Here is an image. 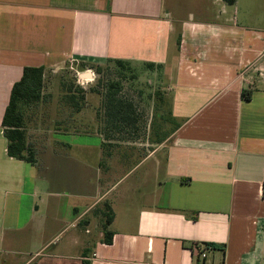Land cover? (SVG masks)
<instances>
[{"label": "crops", "instance_id": "crops-1", "mask_svg": "<svg viewBox=\"0 0 264 264\" xmlns=\"http://www.w3.org/2000/svg\"><path fill=\"white\" fill-rule=\"evenodd\" d=\"M114 60L161 68L177 124L163 159L121 154L96 94L28 138L35 165L9 156L26 67L47 82ZM0 264H264V0H0Z\"/></svg>", "mask_w": 264, "mask_h": 264}, {"label": "rangeland", "instance_id": "rangeland-1", "mask_svg": "<svg viewBox=\"0 0 264 264\" xmlns=\"http://www.w3.org/2000/svg\"><path fill=\"white\" fill-rule=\"evenodd\" d=\"M256 7L260 11L262 6L256 4ZM75 65L72 66L70 63L62 69L48 74L49 78L44 90V94L48 98L44 100L42 107H40L41 111L43 110V115L46 116V121H39L38 116L30 117L27 123L30 142L35 140L37 132L42 128L41 126L49 125L53 118L57 117L56 114H59V120L70 121L73 118L75 120L78 117L83 118L77 115L81 113L82 108H73L66 104L69 102V96L74 94L77 98L83 94L85 105L88 94H96V101H93L96 111V127L97 130L102 132L104 130L105 132V125L101 119L103 114L102 93L106 92L111 84L120 82L121 95L135 103L138 109L139 121L136 124L137 129L132 131V134L126 132L110 133L113 144H118L117 142L122 144L121 154L135 155L138 158L157 156L163 159L166 140L177 124L169 113L167 100H165L166 91L160 83V80L163 79L161 68L152 72L147 66L132 65L129 69L122 70L119 73L116 65L112 63L104 66L101 73L93 69L96 72L94 81L82 85L77 78V73L82 71ZM81 90L85 93H81ZM78 100L80 101V99ZM29 114L32 115L31 112ZM71 128V125L64 127L59 124V127L56 126V129L60 130ZM116 151L114 150V152ZM115 155L117 156L118 153H115Z\"/></svg>", "mask_w": 264, "mask_h": 264}, {"label": "trees", "instance_id": "trees-1", "mask_svg": "<svg viewBox=\"0 0 264 264\" xmlns=\"http://www.w3.org/2000/svg\"><path fill=\"white\" fill-rule=\"evenodd\" d=\"M112 63L116 65L119 73L132 66L130 62L123 60H114L110 62V64ZM87 66H91L99 73L103 71V67L97 64L82 63L77 65L81 71L85 70ZM147 67L149 69L157 68L154 64H147ZM120 85V82H115L107 88L106 92L102 93L103 114L101 119L105 124L104 129L106 131L103 132L105 137H110V133L126 132L127 134H132V131L137 129L136 124L139 121L138 109L131 99L121 95ZM45 87V68L26 67L22 78L12 88L10 102L3 119L4 133L8 140L9 156L32 165L37 163V157L35 149L28 140L27 123L31 116H39L40 107H42L44 100L48 98L44 94ZM80 92L85 93L83 90ZM244 97L248 100L251 99V93H245ZM68 99L69 102L66 104L73 108H81V105L85 103L83 94L79 98L74 94L69 96ZM30 112L32 115L29 114ZM106 208V221L103 226L105 242L112 243L114 234L108 228L113 222L114 214L110 206L107 205ZM205 247L216 249L219 246L206 244Z\"/></svg>", "mask_w": 264, "mask_h": 264}, {"label": "built area", "instance_id": "built-area-1", "mask_svg": "<svg viewBox=\"0 0 264 264\" xmlns=\"http://www.w3.org/2000/svg\"><path fill=\"white\" fill-rule=\"evenodd\" d=\"M71 65L72 66L74 65L73 61L71 62ZM85 75L87 76L86 79L83 78V76H85ZM95 77H96V72L93 69H88L84 72H78L77 73L78 82L82 85L84 83H89V82L94 81ZM192 249H193L194 253L197 254L199 257L205 258L206 253H207L209 248L204 247V246L202 247V246H200V244H194Z\"/></svg>", "mask_w": 264, "mask_h": 264}]
</instances>
